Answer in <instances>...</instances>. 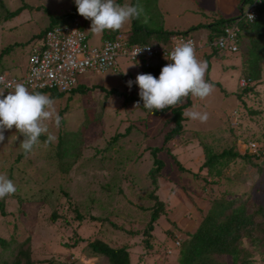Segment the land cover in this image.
I'll return each mask as SVG.
<instances>
[{"label":"rangeland","instance_id":"obj_1","mask_svg":"<svg viewBox=\"0 0 264 264\" xmlns=\"http://www.w3.org/2000/svg\"><path fill=\"white\" fill-rule=\"evenodd\" d=\"M234 2L137 0L135 13L138 24L151 28L188 29L200 25L190 34L201 48L212 32L208 25L213 20L240 12ZM23 3L28 6L17 15L3 18ZM92 3L93 0H0V52L9 48L0 55V71L5 68L15 74L24 72L31 44L36 41L32 38L47 25L49 13L62 14L76 5ZM102 5L105 4L81 16L91 43L101 39L102 24L125 29L130 23V0L111 10ZM243 34L240 43L245 42ZM240 52L193 59L191 77H182L183 82L190 79L202 86L211 75L219 85L207 82L190 93L184 129L167 144L169 147L171 143L170 152L190 172L179 170L167 152H158L164 165L157 175L156 190L149 175L153 165L149 149L161 145L170 127L165 121L171 113L155 117L140 108L135 97L140 95L157 106L165 104L175 89L184 87L173 74L161 80L155 76L150 80L138 78V64L121 58L112 72L82 75L78 84L81 90L76 89L77 85L72 92L59 93L49 100L43 93L42 99L34 103L9 93V104L0 115V201L6 211L5 216L0 214V236L28 238L34 264L51 259L52 264H109L106 256H87L86 241L72 246L79 237L100 238L116 247L131 246L132 264H180L178 257L190 239L188 232L194 231L216 199L223 196L239 203L253 190L255 201L264 204V64L260 79L252 84L255 90L241 95L246 99L243 105L236 94L241 90ZM171 81L175 84L171 85ZM113 87L117 90L107 91ZM15 97L18 101L11 102ZM39 104L45 105L36 123L41 122L48 135L45 140L38 136L32 139L29 147L32 119L27 123L26 118ZM63 108L65 111L59 115ZM117 133L122 135L112 139ZM60 139L61 145L56 148ZM251 142H256L254 150ZM25 146L30 151L15 161ZM223 150L237 151L238 156L216 159L213 165L218 169L212 166L210 172L205 167L199 169L207 155ZM152 192L164 201V213L146 236L144 230L154 205L149 196ZM92 208L93 215L105 220L89 219ZM77 213L85 218L80 220ZM258 219L264 227V216ZM16 243L12 241L8 249L0 246V251L14 259L9 252ZM242 245L251 252L255 264H264V253L260 254L264 249H257L249 238H244Z\"/></svg>","mask_w":264,"mask_h":264},{"label":"trees","instance_id":"obj_2","mask_svg":"<svg viewBox=\"0 0 264 264\" xmlns=\"http://www.w3.org/2000/svg\"><path fill=\"white\" fill-rule=\"evenodd\" d=\"M120 1L121 0H116L112 4L102 5V7L104 6L108 10H111L113 6L117 5ZM254 1L255 0H240V13L237 16L218 18L208 25L212 30V32L208 36L209 41H211L214 36L219 35L223 31V28L225 26H230L234 23H237L241 28L242 34L244 33L243 36L245 37V42L239 43V49L241 51L240 53L243 58L241 66V77L247 79L249 83L245 87H242L240 91L236 92V94L239 95V98H241V95H243L244 93L248 94L255 90L252 84L260 79L261 68L264 64V2L256 4L255 8L258 12V16L254 21L250 22L243 16V10L245 8V5L253 4ZM99 4L104 3H102V0H93V3L87 7L76 6L72 10L62 14L49 13V21L47 25L38 35H36L32 39L35 41L41 38V36L49 28L63 25L64 22H67L73 16L80 17V14L84 10H97V6H99ZM130 4L131 24L130 29L127 32L129 33V37L132 42H162L168 44L171 35H173L175 31L182 33H190L191 29L200 27V25H195L194 27H190L184 30L170 31L163 30L161 29V27L157 29L148 28L149 30H146L145 24H138L136 19L135 8L137 6V0H131ZM27 6V4L23 3L17 9L8 11L3 18L8 19L12 16L17 15L21 10H23ZM102 29L105 38H112L116 33L119 32L117 28H109L104 25L102 26ZM145 32L148 33V37L150 36V38L151 36H154V40H145L146 38L148 39V37H145L144 35ZM210 48L219 50L217 47L212 45L210 46ZM8 50L9 48L6 47L5 49H3V51L0 52V55L7 53ZM173 71L175 70L171 66L170 62L157 58L150 60L149 65L145 68L147 77H142L139 73L138 75L139 78L141 77L146 79H152L155 74H157L159 78ZM183 76L185 75L180 74V76L176 78H178L179 82H183L181 81ZM207 82L219 85L218 82L210 81L209 78H206L204 83L206 84ZM183 83L184 87L178 89L176 93H174L172 97L167 101V103L161 106H157L152 102H147L143 100L140 95H137L135 97V101L140 106V108L147 112L153 113L154 116H161L166 112L171 113V116L168 118L167 121H165V123L169 124L170 127L165 132L161 145L151 149V153L153 154V165L149 170V175L151 176V179L155 184V190L158 188L157 175L161 172L164 165L163 160L157 156L158 152H167L168 154H170L171 158L173 159L179 170L185 172L189 171V169L184 167L181 162L175 157V155L170 152V148L167 147V144L175 136L181 134V132L183 131L185 121L184 110L191 105V99L189 98V95L192 91H196L202 88L204 86V83L202 84V86H199L192 82L190 79L185 80ZM81 88L82 87L78 85L76 89L81 90ZM116 90L117 88L113 87L108 89L107 91L114 92ZM43 93H47V100H49L50 97H54L55 95L59 94V92H57L56 90L33 91L31 92V97L27 99V102H39L42 99L41 95H43ZM257 100L260 103L261 99H259V97L257 98ZM5 102L6 101L3 100V97H1L0 115L3 114L5 110ZM242 103L243 105H246V99H242ZM44 105L45 104L37 105L35 109L31 112V117L26 118L27 123L32 119V121L29 122L31 126L29 128V135L25 134L28 135L30 139V142L27 144V146L29 147H31L33 144L32 139H36L38 136L45 140V136L48 135L47 133H45L44 125L41 122L36 123L39 119L38 113L43 109ZM63 111H65L64 108L60 109L59 115H62ZM234 113L235 115L237 114L236 111H234ZM37 124L41 125L44 130H39L40 128H38ZM120 135L122 134L117 133L112 139H115ZM60 145L61 139L57 143L56 148L60 147ZM27 146H25L26 148L24 149V151H22L15 157V161L18 162L22 159V157H25V155L30 151L27 149ZM227 156L236 157L238 156V152L232 150H223L218 154L207 155L205 161L202 163L199 169L202 170L205 167L207 168L208 172H210L212 166L214 169H218L213 165L214 161L218 158H224ZM61 161H59V167L61 170H63ZM251 194L252 198L250 196ZM254 195L255 192H253V190H250L247 194H245L244 198L241 197L239 203H236L235 199H222L223 196L221 197V199H216L207 214L203 216V218L197 224L196 227H193L194 231L188 232L190 239L188 240L187 244L183 247V249H180V256L178 257L180 264H255L253 259H251V252H248L247 249L242 245V240L244 238H249V242L252 244H256L257 249H264V227L261 226V221L258 219V217L264 216V204L256 202ZM149 196L154 199V205L152 207V212L150 214L147 227L144 230V234L146 236H149V232H151L153 229V224L158 220L161 214L164 213L165 205L164 201L161 200L158 195L154 194V192L150 193ZM17 197L18 196H16V198ZM23 199L24 198H22V200ZM16 200L23 204V202L19 199ZM0 212L1 215H6V211L4 210V204L2 201H0ZM93 212L94 211L92 208V212L88 213L90 214L88 215L89 219L97 220L99 222L105 220V217L95 216L92 214ZM77 217L80 220L82 218H85L82 216V214L79 213H77ZM112 225L114 224L112 223ZM27 239L25 238L23 240H20L15 239V236H12L10 238L0 236V246L2 248L8 249V247L11 246L12 241L16 242L17 240L18 242L14 247H11L9 252V254L12 255L14 259L7 258L8 256H5L4 253L0 251V264H34L32 257H30L29 255V253H31V249L29 246L30 241L29 239L27 241ZM80 241L87 242L86 246L89 250L87 256H106L109 264H132L130 260V253L127 247H116L111 245L108 241L100 238H93L87 240L80 237L72 243V246H76L77 243ZM146 246L150 247L148 242H146ZM13 250H16V252H13ZM262 253L264 252L260 251V254ZM53 260L54 259H51L44 264H52Z\"/></svg>","mask_w":264,"mask_h":264},{"label":"built area","instance_id":"obj_3","mask_svg":"<svg viewBox=\"0 0 264 264\" xmlns=\"http://www.w3.org/2000/svg\"><path fill=\"white\" fill-rule=\"evenodd\" d=\"M262 2L264 0H255L253 4L246 5L244 18L254 21L258 16L255 6ZM241 34L240 26L234 23L225 26L211 41L207 38V44L221 51L236 53ZM197 46L190 33L178 31L171 35L168 44L132 42L127 31H119L112 38H105L100 45H92L88 41L82 17L73 16L63 25L49 28L31 44L24 72H0V92H13L26 100L31 97V92L38 90L68 92L79 84L82 75L114 70L121 58L136 62L142 77H147L145 68L150 60L157 58L170 62L176 72L190 75L193 72L192 57ZM248 83L243 77L239 79L240 86L244 87ZM250 148L254 150L256 142H251ZM178 243L177 240L175 244Z\"/></svg>","mask_w":264,"mask_h":264},{"label":"crops","instance_id":"obj_4","mask_svg":"<svg viewBox=\"0 0 264 264\" xmlns=\"http://www.w3.org/2000/svg\"><path fill=\"white\" fill-rule=\"evenodd\" d=\"M104 0H102V3H104L103 2ZM116 0H105V5H110V4H112L113 2H115ZM124 0H121L120 2H123ZM119 2V3H120ZM236 2H237V0H235V2H234V4H236ZM118 3V4H119ZM130 3H131V0H130ZM231 4H232V2H231ZM237 4L239 5V7H241V5H240V0L237 2ZM77 7L78 6H83V7H87V6H90V5H76ZM75 6V7H76ZM74 8V7H73ZM72 8V9H73ZM157 10H158V7H155ZM71 9V10H72ZM92 10H84L81 14H80V16H82L85 12H88V13H90ZM130 13H131V4H130ZM240 13V12H239ZM238 13V14H239ZM237 14V15H238ZM236 15V16H237ZM184 21V20H183ZM215 20H213L212 22H214ZM211 22V23H212ZM130 24H131V18H130V23H128V27L127 28H125V29H119L118 27H111V28H117L118 29V31H128L129 29H130ZM142 24H144V23H142ZM85 26V25H84ZM102 26H103V24H102ZM101 26V27H102ZM107 27V26H106ZM148 28H151V27H148V25L147 24H145V29L146 30H149ZM152 29H157V28H152ZM161 29H163V30H166V31H170V30H184V28H178V29H165V28H163V27H161ZM86 30V29H85ZM145 37H148V33H146L145 32ZM88 36V35H87ZM208 38V37H207ZM207 38H206V40L204 41L205 43H203V45H202V47L201 48H199L198 46H197V51H195L194 53H193V57H192V60L194 59V60H196V59H199V58H201V57H210V56H212V55H219V54H229V55H233V54H235V55H237L236 53H229V52H226V51H220V50H217V49H212V48H210V46L207 44ZM105 39V36H104V33H103V29H102V35H101V39L100 40H98V42L97 43H91V41H89V36H88V41H89V43L90 44H92V45H100L101 43H102V41ZM145 40H154V36H151V38H150V36L148 37V39L146 38ZM145 43H149V42H145ZM151 44H158V43H162V42H154V43H152V42H150ZM239 53V52H238ZM228 63L230 64V61H228ZM228 65V64H227ZM239 65H242L241 63L239 64ZM139 65H137V67H138ZM140 67V66H139ZM193 67H194V64H193ZM205 68V67H204ZM208 69H210V66L209 67H207ZM26 69V68H25ZM157 70V69H156ZM3 71H7V72H9V73H11L10 71H8V70H5V68L4 69H1V71L0 72H3ZM113 70H111V71H108V72H112ZM139 71V70H138ZM193 72H194V69H193ZM192 72V73H193ZM178 75H177V74ZM13 74H15V73H13ZM19 74V73H18ZM170 74H173L174 75V77H175V79H176V77H179L180 76V74L181 73H178V72H176V71H173V72H169L168 74H166V75H170ZM192 75V74H191ZM191 75L189 76V77H191ZM136 76L139 78V75H138V72H137V74H136ZM163 76H165V75H163ZM163 76H161V77H159V79L158 80H161L162 79V77ZM210 77H209V79H210V81H215V80H213V78L211 77V75H209ZM155 77L156 78H158V76H157V74H155ZM189 77H187V78H189ZM240 77H241V66H240ZM239 77V78H240ZM141 78V77H140ZM238 78V79H239ZM142 79H145L146 80V78H142ZM147 80H150V79H147ZM177 80V79H176ZM206 80V79H205ZM178 82V81H177ZM137 83V82H136ZM136 83H131L132 85L133 84H136ZM219 83V82H218ZM175 83H173L172 81H171V85H174ZM230 85H232V84H230ZM173 88L175 89L176 88V86H173ZM179 89V87L177 88V89H175V92L174 93H176V91ZM1 94H0V98L3 96V100L4 101H6L5 103H6V105L7 104H9V99H8V94L9 93H13V92H0ZM173 93V94H174ZM172 94V95H173ZM14 96H16L15 95V93H14ZM17 97V96H16ZM15 97V98H16ZM172 97V96H171ZM170 97V98H171ZM17 98H21V97H17ZM10 99V101L11 102H17L18 101V99ZM169 98V99H170ZM168 99V100H169ZM13 100V101H12ZM167 103V102H166ZM165 103V104H166ZM155 104V103H154ZM164 105V104H163ZM159 106H161V105H159ZM17 113L19 114V112L17 111ZM17 117H20V116H18L17 115ZM156 117V116H155ZM18 119V118H17ZM173 140V139H172ZM171 140V141H172ZM174 142V141H173ZM170 146L169 147H171L172 148V145H171V143L169 144ZM151 149L152 148H150L149 149V151H151ZM194 160V159H193ZM192 161V160H191ZM159 197V196H158ZM182 222V219L179 221V224ZM187 222V221H186ZM183 224H185V223H183ZM189 224V223H188ZM128 250H129V253H130V256H131V251H132V248H131V246H129L128 248H127Z\"/></svg>","mask_w":264,"mask_h":264},{"label":"clouds","instance_id":"obj_5","mask_svg":"<svg viewBox=\"0 0 264 264\" xmlns=\"http://www.w3.org/2000/svg\"><path fill=\"white\" fill-rule=\"evenodd\" d=\"M80 17H81V16H80ZM83 23H84V21H83ZM240 40H241V39H240ZM239 51H240V49L238 50V52H239ZM192 63H193V61H192ZM193 69H194V67H193ZM191 74H192V73H191ZM191 74H190V75H191ZM190 75H185V76H186V77H189ZM240 78H242V77H240ZM240 78H239V79H240ZM239 79H238V85H239ZM239 87L242 88L243 86H240V85H239ZM244 87H245V86H244ZM15 95H16V94H15ZM3 96H4V95H3ZM3 96H2V97H3ZM16 96H17V95H16ZM17 97H21V96L19 95V96H17ZM21 98H23V97H21Z\"/></svg>","mask_w":264,"mask_h":264}]
</instances>
